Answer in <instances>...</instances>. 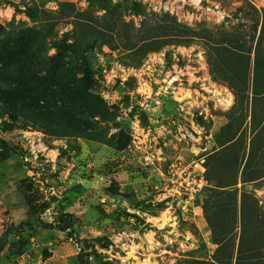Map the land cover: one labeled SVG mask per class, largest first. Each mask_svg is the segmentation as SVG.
Returning a JSON list of instances; mask_svg holds the SVG:
<instances>
[{"label": "rangeland", "instance_id": "obj_1", "mask_svg": "<svg viewBox=\"0 0 264 264\" xmlns=\"http://www.w3.org/2000/svg\"><path fill=\"white\" fill-rule=\"evenodd\" d=\"M0 264H264V0H0Z\"/></svg>", "mask_w": 264, "mask_h": 264}, {"label": "trees", "instance_id": "obj_2", "mask_svg": "<svg viewBox=\"0 0 264 264\" xmlns=\"http://www.w3.org/2000/svg\"><path fill=\"white\" fill-rule=\"evenodd\" d=\"M79 87H80V86H79L78 84L75 85V89H76V90H78Z\"/></svg>", "mask_w": 264, "mask_h": 264}]
</instances>
